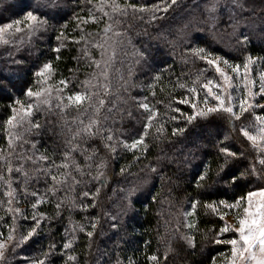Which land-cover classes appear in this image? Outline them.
Returning a JSON list of instances; mask_svg holds the SVG:
<instances>
[{"label":"trees","instance_id":"16d2710c","mask_svg":"<svg viewBox=\"0 0 264 264\" xmlns=\"http://www.w3.org/2000/svg\"><path fill=\"white\" fill-rule=\"evenodd\" d=\"M100 3L101 0H0V26L22 21L21 31L5 36L8 44H0V150L7 154L5 122L12 108L19 112L22 105L32 103V120L40 128L27 132L21 128L23 139L17 141L16 151H21L22 145L26 156L36 159L43 155L59 165L75 145L71 155L87 173L82 178L77 176L82 182L74 190L61 189L52 195L51 181L34 171L36 167L46 168L48 161L24 164L32 177L28 192L37 191L43 197L37 215H45L32 239L15 250V241H9V261L0 264H29L32 259L44 258L42 253L50 251L49 245L55 248L45 264H213V257L217 260L221 253L230 255L231 246L216 244L215 240L233 210L221 220L206 205L221 199L231 202L264 187L261 153L240 131L242 125L255 131V116L264 115V109L256 108L251 115L246 112L240 120L226 113H210L189 122L187 117L194 111L208 108L203 102L206 90L202 84L209 80L223 84L215 67L200 58L203 53L194 50L203 48L212 57L239 64L241 69L251 56L255 61L252 73L258 81L264 73V0H240L243 7L234 0H221L213 14L215 19L207 11L209 0H176L175 4L170 0H116L122 7L147 6L149 10L133 13L129 8L128 14L122 16L105 6L104 12L112 20L98 10ZM166 4L170 6L163 11ZM89 10L100 19H87ZM27 11L47 18V25L29 31L23 22ZM108 24L112 30L105 32ZM97 44L103 47V57ZM93 60L100 62V68ZM47 62L53 68L46 85L52 91V107L41 104L37 110L36 98L26 96L25 91L45 86L37 83L35 73ZM101 71L107 73V81ZM93 74L97 79H92ZM64 80L68 81L67 87L59 83ZM106 82L110 89L107 94L102 88ZM193 87L198 97L190 93ZM85 88L94 96L91 102H85L80 109L56 107V89H62L66 97ZM238 94H243L242 88ZM97 98L105 101L98 114L93 111ZM185 99L196 103L197 109L181 103ZM209 102L214 106L211 97ZM144 103L155 113L147 128L149 112L141 107ZM65 104L67 99L62 101ZM90 118H98L107 130L102 128L99 134L87 138L79 132V121L87 124ZM109 134L111 141L104 139ZM141 137L146 150L139 143L132 147ZM106 144H113L115 152ZM225 147L236 156H226L221 151ZM86 156L92 159L86 160ZM101 162L106 165L100 169L103 175L93 179ZM17 163L13 157V166ZM253 165L259 178L252 171ZM233 176L237 177L234 183ZM129 189L135 191L126 198ZM3 191L0 184V201L6 202ZM85 192L90 195H83ZM57 202L61 203L59 210ZM193 202H198L195 209ZM32 203L35 198L31 195L21 198L18 205L14 202L13 206L28 217L16 219L17 240L33 223ZM7 207V203L0 205V217L5 222L0 231L4 237L12 224ZM232 237L231 231L219 236ZM189 239L193 242L189 243ZM69 241L70 247L63 248ZM153 256L158 259L153 260Z\"/></svg>","mask_w":264,"mask_h":264},{"label":"snow or ice","instance_id":"6c2138e0","mask_svg":"<svg viewBox=\"0 0 264 264\" xmlns=\"http://www.w3.org/2000/svg\"><path fill=\"white\" fill-rule=\"evenodd\" d=\"M170 2L171 4H175L176 0H170ZM234 2L237 4V6L243 7V5L240 3V0H234ZM220 3L221 0H209V7L207 8V11L210 18L215 19L213 14L217 11ZM105 6L110 7L113 13L118 12L122 16L128 14L129 8L132 9L133 13L137 11L144 12L149 10L147 6L138 9L136 5L126 4L122 7L120 4L116 3V0H111L110 3L109 0H101V3L96 7L100 12L103 13L104 16H108L109 20H112L113 17L110 16L109 13L104 12ZM169 6L170 5L166 4L162 10L167 11V8ZM153 8H155L156 10H161L159 5H154ZM89 12L90 14L87 19H91L93 22H96L98 19H100L97 16L91 14V10H89ZM152 18L155 19V15H153ZM23 22L27 24V28L31 32H35L41 28H44L48 23L47 18H40L32 11L26 12L23 18ZM21 23V20H13L10 23H6L0 26V44H8L9 40L5 39V36L11 37L13 33L20 32ZM111 30L112 25H106L105 32ZM57 39H60V37L58 36ZM243 40L246 41L247 37L244 36ZM96 46L102 49L101 56L103 57L102 45L97 44ZM54 51L58 53L59 48L54 49ZM194 51H196L198 54L203 53L200 58L206 59L208 64L215 67V70L219 72L220 78L224 83L223 85H221L209 80L208 82L202 84V89L206 90L203 97V102L207 104L208 99L211 96L215 102L213 107L196 110V103L191 102L187 99L181 101V103H189L190 106L194 110H196L192 115L187 117L189 122L196 119L197 117H203L210 113H217L218 115L226 113L235 120H240L241 116L246 112L251 115L256 108L264 109V104H261L257 100L258 97L264 100V73H261L259 75L258 81L255 78H250L249 73L251 70V65L255 62L251 56L246 58V62L243 65L242 72L241 65H232L223 58L212 57V54L207 52L203 48L195 49ZM113 55H115V53H113ZM93 63L96 64L97 68H100L99 61L93 60ZM221 63L228 66L232 70V72L241 79L243 94L232 96L231 93L227 91L228 88L232 87V77H230L229 74L220 67ZM106 66L107 65H105V67ZM52 74V64L50 62L44 63L42 67H40L39 70L35 73V75L38 77L37 83L45 86L40 87L36 91H33L32 88H28L25 91L26 96L30 98H36L37 110L39 109L41 104L47 105L49 108L52 107V91L49 87L46 86L47 80L51 77ZM100 75L105 78V81L108 80V76L105 71H101ZM92 79H97V76L93 74ZM59 83L63 87H67L68 81L64 80L60 81ZM84 83L87 85L89 84V81H85ZM102 88L105 94H107L110 90L109 84L107 82L102 85ZM213 89H215V91H213ZM56 92V107L63 106L64 108H68L74 106L77 109H80L85 102H91L94 98L93 94L90 93L87 88H85V91L83 92H74L66 97L62 93V89H56ZM190 93L197 97L199 95L195 87L190 89ZM42 97L43 99H41ZM65 99H67L68 104L62 105V101ZM15 103L20 104V101L16 100ZM104 103V99L97 98L96 106L93 109L94 113L98 114L101 108L104 106ZM141 107L145 110H148L149 114L146 118V128L151 127V122L154 118L155 113L153 110L149 109V105L146 103L141 104ZM176 110L179 111V109ZM32 116L33 104L29 103L27 105H22L19 109V112L16 108H12V115L8 117L5 122L8 126V151L7 154H5L3 150H0V184L4 186L3 195L7 197V200L6 202L0 201V205L7 203L8 207L6 211L7 213L11 214L12 224L10 227H8L7 237H4V233L0 231V261H3L5 258V251L8 247L6 241H15L12 245L13 250H15V248L19 247L21 244L29 241L37 235L38 229H40L41 219L45 215L44 213H39V215H37L36 209L38 205L43 202V197L37 191H33L31 193L28 192V184L32 177L29 175V171L25 169L24 164L27 162H31L35 165L37 161H48V166L46 168L36 167L34 171L43 175L46 178V181H51V188L49 190V193L52 195H55L56 192H59L61 189L74 190L75 186L82 182V179L78 180L77 176H81L82 178L83 175L87 174L84 173L83 169L71 155V152L76 150L77 146L75 145L72 146L70 151L64 154L63 161L59 165H57L54 160L49 159L48 157L43 155L37 157L36 159H33V156H26L24 154V150L22 149V145L21 151H16L17 141H21L23 139L20 134L21 128H23V130L26 132L32 129L38 130L40 128V124L38 122H34L32 120ZM255 120L259 122L258 124L253 126L256 128L255 134L247 130V125H242L240 127V131L243 133L244 137H246L247 140L251 142L253 148L261 153L259 164L261 166H264V115H256ZM79 125V132H83L87 138L96 136L100 133L102 128L107 130L106 126L103 125L98 118H90L87 124H84L83 121H79ZM145 134L147 133L145 132ZM104 139L111 141L113 137L111 134H109L105 136ZM138 143L142 146V149L146 150V146L143 145V137H141L139 141H134L132 147H135ZM105 146L110 148L112 152H115V146L113 144H106ZM32 148H35L34 143L32 144ZM221 151L224 152L226 156H236V153L230 151V149L227 147L222 148ZM13 157L18 162L15 167L13 166ZM85 159L91 160L92 157L86 156ZM225 163H227V160H225ZM105 166L106 165L103 162H101L97 166V176L93 177V179H98L99 176L103 175V172L100 171V169L104 168ZM87 167L91 168V164H88ZM53 169H55V174L53 173ZM62 169L64 171H61ZM123 171L124 169L122 168L121 172ZM252 171L257 175V178L260 177V173H257L255 171V165L252 166ZM73 172H75L76 175H73ZM198 179H203V177H200ZM231 179L234 183L237 177L233 176ZM101 183L103 182L101 181ZM134 191L135 189H129L126 198L131 197L134 194ZM96 192H99V188L96 189ZM29 195L35 198V203H32L31 205L33 209L31 220L33 221V223L30 228L26 230V234L21 233L19 239L17 240L15 238V233L17 231L16 219L19 216L20 219L27 220L28 217L26 213L23 212L18 206L13 205L14 202L18 205L21 198L27 199ZM83 195L88 196L90 194L88 192H85L83 193ZM91 195L94 196L95 193ZM72 203L74 204L75 201H72ZM196 203L198 202H193V209H195ZM217 204L223 207H217ZM206 206L216 212L221 220H224V216L226 215L227 211L237 210V223L239 226L236 227L234 225L228 224L227 221H224V226L219 230L218 238L215 240L216 244H227L231 246L230 255L226 257L225 264H264V187H261L255 191L250 190L246 193V195L239 196L231 202L221 199L218 202L213 201ZM60 207L61 203L57 202L56 208L59 210ZM80 207H84L83 204H81ZM4 223V217H0V228L4 227ZM92 227L95 228V225L93 224ZM81 231H83V228H81ZM229 231L233 232V237L231 239L219 238V236H222L224 233H227ZM87 235L91 237L92 232H87ZM192 242V239H189V243ZM70 244L71 241L64 243L63 248H69ZM54 248L55 245H49L50 251L42 253L44 258L32 259L29 264H45L51 250ZM220 255L222 257L225 256L224 253H221ZM152 259L157 260L158 257L153 256ZM213 264H216L215 257H213Z\"/></svg>","mask_w":264,"mask_h":264},{"label":"rangeland","instance_id":"374dc122","mask_svg":"<svg viewBox=\"0 0 264 264\" xmlns=\"http://www.w3.org/2000/svg\"><path fill=\"white\" fill-rule=\"evenodd\" d=\"M216 58H220V57H216ZM222 58V57H221ZM229 62V61H228ZM229 64H231L230 62H229ZM253 65V64H252ZM252 65H251V70H250V73H249V76H250V78H255V75H253V73H252ZM220 67L222 68V69H224V71L225 72H227L228 74H229V76L230 77H232V87L231 88H228L227 89V91L228 92H230L231 93V95L233 96V90H235V92H236V94L238 95V92L241 90V88H242V81H241V79L239 78V77H237L233 72H232V70L228 67V66H226L225 64H223V63H221L220 64ZM241 71L243 72V69H241ZM253 75V76H252ZM258 78H259V76H258ZM256 79V78H255ZM236 82V83H235ZM224 83V82H223ZM223 85V84H222ZM211 97V96H210ZM211 99H213L212 97H211ZM258 99H260L259 97L257 98V100ZM261 104H264V102H262ZM204 105H206V107L208 106V107H213V105H211V103L209 102V104L207 103V104H205L204 103ZM261 109V108H260ZM259 123V122H258ZM255 132H256V130L255 131H253V133L255 134ZM254 199H256V198H254ZM226 221H227V223L228 224H230V225H234V226H236V227H238L239 225H238V223H237V210H233V215H231V216H227V218H226ZM7 243V245H8V247H7V249H6V251H8V249L10 248V243L11 242H6ZM6 251H5V258H4V260H3V262H5V261H9V258L10 257H7L6 258ZM229 255H225L224 257H222L221 255L218 257V259L216 260V264H225V260H226V257H228Z\"/></svg>","mask_w":264,"mask_h":264}]
</instances>
